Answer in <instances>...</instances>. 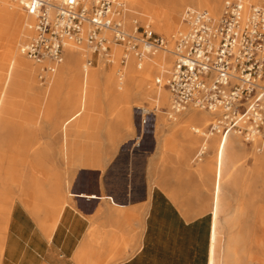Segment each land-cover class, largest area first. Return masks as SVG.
Segmentation results:
<instances>
[{"label": "crops", "instance_id": "0c3cea01", "mask_svg": "<svg viewBox=\"0 0 264 264\" xmlns=\"http://www.w3.org/2000/svg\"><path fill=\"white\" fill-rule=\"evenodd\" d=\"M183 5L214 0L138 2L165 28ZM1 28L0 264H208L215 218L264 238V155L207 136L212 121L200 134L217 114L136 106L141 78L97 54L65 50L52 74L20 63Z\"/></svg>", "mask_w": 264, "mask_h": 264}, {"label": "built area", "instance_id": "2783aa9c", "mask_svg": "<svg viewBox=\"0 0 264 264\" xmlns=\"http://www.w3.org/2000/svg\"><path fill=\"white\" fill-rule=\"evenodd\" d=\"M11 1L34 19L20 53L43 72L51 73L63 61L67 43L86 46L107 63L111 47L121 48L122 67L129 54L141 60L166 47L148 25L127 30L118 0ZM182 21L187 31L174 39L173 67L162 86L172 111L192 107L215 113L207 136L234 134L264 153V7L225 0L216 22L206 11L193 9L185 10Z\"/></svg>", "mask_w": 264, "mask_h": 264}, {"label": "bare ground", "instance_id": "6f19581e", "mask_svg": "<svg viewBox=\"0 0 264 264\" xmlns=\"http://www.w3.org/2000/svg\"><path fill=\"white\" fill-rule=\"evenodd\" d=\"M119 2H121L120 0H118ZM141 1V0H139ZM137 0H129V3H131L132 5L134 6H137L138 7V2ZM158 1V0H157ZM206 1V0H205ZM242 2H245V1H252L254 3H257V4H264V0H241ZM0 2H2V4H0V23L2 25H0L1 27L3 26L4 28H1L2 31L5 30L8 32V33H11L12 36L14 37V39L16 38L17 36V30H18V27L21 25L22 28L20 30V32L22 33V37L26 34V32H28V34L25 35L26 39L29 35H31V31L29 29L30 25L33 23L34 19L32 17H30L29 15H27L23 10L22 8L18 5V3H15L11 0H0ZM208 2V1H207ZM215 2V7L213 5V9H211L210 7H208V14L209 16L211 17L212 20H214V22H216L219 18H217L219 16V3H220V0H214ZM122 3V2H121ZM148 3V2H147ZM123 4V7H124V12L122 14V19L123 21H125V17H124V14L126 12V8H125V5L124 3ZM252 4V3H251ZM150 5V4H149ZM200 6V5H198ZM197 6V7H198ZM212 7V6H211ZM146 8V7H145ZM198 8H202L201 6L198 7ZM189 9H193V8H189ZM177 10V9H176ZM194 10V9H193ZM197 10V9H196ZM150 11V10H149ZM173 11V10H172ZM181 11V9H180ZM180 11H176L174 13H172L169 17H171V19L173 20V23L168 26L167 25V28H165L163 25L160 26V24H157L155 23V21L157 20L156 18H159L157 15H155V18L153 20H155L153 23V25H155V27L157 29H161V30H164V31H170V29H173L174 27H177L176 23H178V14ZM197 11H204V10H197ZM185 12V11H184ZM183 12V13H184ZM146 13V12H145ZM154 13V12H153ZM147 14V13H146ZM149 14V13H148ZM152 15V14H150ZM165 15V14H164ZM163 15V17H164ZM180 15V14H179ZM183 15V14H182ZM168 15H165V17H167ZM213 17V18H212ZM220 17V16H219ZM153 18V17H152ZM217 18V19H215ZM166 19V18H165ZM168 19V17H167ZM170 19V20H171ZM152 20V19H151ZM162 21H165V20H162ZM181 24H182V29L177 31L175 34V36L173 37L174 39L177 38L178 34L179 33H185L187 31V27L185 26V24L183 23L182 19H181ZM135 25H139L137 22L136 24H134V27ZM165 25V23H164ZM162 26L164 28H162ZM126 27V26H125ZM134 27L132 29H128L126 28L127 30L129 31H132L134 29ZM154 27V26H153ZM179 27V26H178ZM152 30V29H151ZM153 31V30H152ZM154 32V31H153ZM155 33V32H154ZM4 34V33H3ZM157 34V33H156ZM160 35V34H158ZM162 36V35H160ZM26 39H22L26 42ZM164 39V38H163ZM165 40V39H164ZM174 41L171 42V50L168 49L167 45L165 47V50L164 51H159V52H166L168 54H171L172 57H173V54H172V51H173V46H174ZM20 42V41H19ZM166 42V41H165ZM14 43V42H13ZM11 43V44H13ZM22 44V42H21ZM21 44L19 43L18 46H21ZM17 46V47H18ZM73 44L71 43H67L65 44L64 46V50H70L76 46H74ZM115 47V46H113ZM167 48V50H166ZM9 50V49H8ZM122 51V49H121ZM20 52V51H19ZM17 51V53H19ZM122 54V52H121ZM121 54H120V57H121ZM164 54V55H165ZM5 55V54H4ZM9 55V54H8ZM17 55V54H16ZM20 55V53H19ZM18 55V58L20 59V63L21 62V56ZM163 55V54H162ZM154 56V55H152ZM151 56V57H152ZM166 56V55H165ZM165 56H162V57H165ZM16 57V56H15ZM102 57V56H101ZM120 57H119V63H120ZM149 56V58H151ZM17 58V57H16ZM16 59V60H13L14 63L15 61H19V59ZM112 60H111V64L114 63L113 61V54L111 55L110 57ZM148 57H145V58H142L141 60L137 59L136 57H134V55H130L129 54V57H128V60L125 64L124 67H122L120 64V68L121 70H123L126 66H128L129 62L134 61V65H135V69H138L137 68V65L138 63H142L145 59H147ZM14 59V58H13ZM11 61V60H10ZM12 61V62H13ZM173 61H174V57H173ZM146 62V61H145ZM4 63V62H3ZM14 63H12V66H14ZM170 63V60L168 61H165L164 62V66H168ZM2 64V63H1ZM18 64V63H17ZM10 65V64H9ZM22 65V64H21ZM131 65V64H130ZM133 65V64H132ZM145 72L148 73L149 71V76L152 78L154 77V80L150 79L149 82H150V86H155L157 88V90L159 89V93H161V91L165 92L168 94V97H167V94H159V101L161 104H165L168 100H169V108H170V111L174 114V115H178V114H181L182 112L180 113H175L172 111V108H171V103H170V95L168 93V91L162 87L163 84L162 82L163 81H166L164 80L163 78H165L164 76V73H160L159 70H155L151 67V64L149 63H145ZM6 67V64L4 65ZM11 66V65H10ZM18 66V65H17ZM28 66V65H27ZM25 66V67H27ZM58 66V65H57ZM54 67L53 71L50 73H54L55 72V69L56 67ZM142 66V65H140ZM24 67V66H23ZM29 67V66H28ZM52 67V66H51ZM173 67V66H172ZM10 68V67H9ZM8 68V69H9ZM12 68V67H11ZM10 68V70H11ZM21 68V67H19ZM131 68V67H130ZM133 68V67H132ZM131 68V69H132ZM142 68V67H141ZM140 68V69H141ZM165 68V67H164ZM14 70V68H12ZM16 69V68H15ZM134 69V70H135ZM172 69V68H171ZM12 70V71H13ZM129 70V69H128ZM9 71V70H8ZM11 71V72H12ZM130 71V70H129ZM133 71V70H131ZM163 71V70H162ZM171 71V70H170ZM169 71V72H170ZM28 72V71H27ZM169 72H165V73H168ZM156 80H158L160 83V85H158L156 83ZM163 80V81H162ZM164 88V89H163ZM163 89V90H162ZM156 107V106H154ZM157 108V107H156ZM188 108H192V107H188ZM187 108V109H188ZM186 109V110H187ZM194 109V108H192ZM196 110V109H194ZM185 111V110H184ZM183 111V112H184ZM197 111H200V112H207V111H201V110H197ZM205 116V115H204ZM207 117V116H205ZM200 118L202 119L203 117L200 116ZM204 120V119H202ZM205 121V120H204ZM215 120H213L210 124H212ZM234 135V134H233ZM237 136V135H235ZM238 138H240L239 136H237ZM241 139V138H240ZM255 146V150H256V147H257V144L254 143L253 144ZM257 152V150H256ZM259 153V152H258ZM262 155H264V153H260ZM216 217V216H215ZM232 221V220H231ZM229 221V222H231ZM1 222V220H0ZM237 222V221H236ZM2 223V222H1ZM0 223V224H1ZM3 226V225H2ZM0 226V258H1V254H2V231H3V227ZM227 226V225H226ZM222 234V231H221V224L220 222H218L216 220V218L214 219V222H213V229H212V236H211V246H210V258H209V263L208 264H264V238H251L249 236H244V235H241L240 232L238 231H230V229H228V231L226 232V235L224 236L223 238V244H222V247H221V254H220V258L218 259V261L216 260V251H217V247H218V243H219V240H220V236Z\"/></svg>", "mask_w": 264, "mask_h": 264}, {"label": "rangeland", "instance_id": "374dc122", "mask_svg": "<svg viewBox=\"0 0 264 264\" xmlns=\"http://www.w3.org/2000/svg\"><path fill=\"white\" fill-rule=\"evenodd\" d=\"M120 1L122 3H124L125 8H126V12L124 14V17H125L124 23H125L126 28L132 29L134 27V24L136 22L139 25H142V26L143 25H148L155 33L162 35V37L166 41V45H167L168 49L171 50V48H172L171 42H173V40H174L173 37L175 36V34H177L176 32L179 31V30H181L182 27H183L182 24H181L182 14H183L184 10H186L188 8V5H183L181 7V11L179 12L180 15L178 14V19H177L178 20V23H176L177 27H174L173 29H170V31L169 30L168 31H164V30H161V29H157L155 27V25H153L154 24L153 22L155 21L153 19L155 18V15H157L159 18H156L157 20L155 21V23L160 24L159 21L165 19L163 17V15L165 14V12H157L155 14L153 13L152 15H150V13L149 14L148 13L146 14L144 11L141 10V8H139L137 6H134L131 3H129V0H120ZM224 1L225 0H220V3H219V13L220 14H219V16L221 15V11H222V7H223V4H224ZM250 3H252L254 5L261 6V7H264V4H257V3H254L252 1H250ZM0 4H2V2H0ZM214 7H215V2H214ZM214 7H212L211 9H213ZM198 10H204V11H206L208 13V7L198 8ZM219 16L217 18H219ZM217 18H215V19H217ZM172 23H173V20H172ZM21 28H22V26L20 25L18 27V30H17V36L15 38L16 45H18L19 43L21 44V42H22V44L25 43V41L22 40V39H26L25 35L28 34V32H26V34L22 37V33L20 32ZM170 40H171V42H170ZM18 47L20 48V46H18ZM72 49H73V52H76V53L81 54V56H83V59L84 60L90 58L91 51L86 46L74 47ZM72 49H70L68 51H72ZM166 50H167V48H166ZM121 52H122L121 51V48L113 47V46L111 47V53L113 54V61H114V63L113 64H110V66L114 70H117L120 67V65H119V57H120ZM164 54H165V52H159L158 51L156 54H154V56H152V57L150 56L151 58L148 57L147 59H145L141 63V65H142L141 66L142 68L140 67L141 69H135L134 61H132V60H131V62H129L128 66H126L123 69L124 74H126L128 72V69L130 67L131 68L133 67V69H135L134 70V74H136L138 77L141 78V81L138 84L145 85V87L147 88V90L149 92V96L146 95L143 98V100H142L141 103H136V106H141L143 103H147V107L149 109H151V110L155 109L154 106H156L158 109H160L161 107H163L164 104H161L160 101H159V94H162V93L165 94L166 91L165 92L161 91V93H159V89L157 90V88L155 86H150V82L149 81H145V78L146 77H148V80H150V79L154 80V77L151 78L149 76V71H148V73L145 72V65L144 64L145 63H149V64H151V67L152 68L154 67L153 69H155V70H159L160 69L161 72H160V70H159V72L160 73H164V76L166 75L165 78H163L164 80H166V78L168 77V73H165V72L166 71L169 72L171 70V68L173 66V57H172L171 54H168L167 52L165 54L166 56ZM162 56H165V57H162ZM25 60L28 61V62H30V63H32V64H35L34 62H31L30 60H28L26 58H25ZM168 60H170L169 65L168 66H164L163 65L164 62L165 61H168ZM85 63L86 62L84 61L83 64H85ZM45 64H47V62H45ZM39 68H40V66H39ZM124 79H126V76L124 77ZM164 83H165V81L162 82V84H164ZM167 97H168V94H167ZM168 99H169V97H168ZM165 104H169V100ZM189 111L197 112V111H194V110H189ZM197 113H205V112H197ZM164 116L165 117H173L175 115L170 111V108L168 107L167 112H166V114ZM213 118H215V117L214 116H211L207 120V122L205 123V125L203 127H201V129H199V133L200 134H202L203 131L205 130V128H207V125L211 121H213L212 120ZM262 157H264V156H262ZM223 238H224V236H220V240H219L218 247H217V251H216V260L217 261L220 258L221 247H222V244H223Z\"/></svg>", "mask_w": 264, "mask_h": 264}]
</instances>
